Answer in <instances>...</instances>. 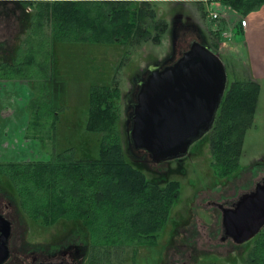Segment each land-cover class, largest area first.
I'll list each match as a JSON object with an SVG mask.
<instances>
[{
	"label": "trees",
	"instance_id": "obj_1",
	"mask_svg": "<svg viewBox=\"0 0 264 264\" xmlns=\"http://www.w3.org/2000/svg\"><path fill=\"white\" fill-rule=\"evenodd\" d=\"M169 1L198 3L200 7L203 3H216L239 17L264 6V0H47L4 6L1 16L16 20L17 33L2 40L0 51L16 54L0 59V80H25L35 92L27 136L54 144L56 116L43 99L44 84L52 79L50 64L55 44L159 43L161 35L171 33L173 28L165 19L156 18L153 6ZM187 15L191 18L190 13ZM193 24L201 30L198 23ZM239 26L235 27L238 33L240 22ZM202 34L204 43L217 54L223 31L209 30L211 37L204 31ZM241 72L244 79L228 85L214 126L203 138L207 140L210 166L220 180L241 174L243 139L253 123L260 92L259 84ZM119 101L116 79L111 86L89 89L85 129L101 134L97 159L77 160L67 151L53 155L46 163L0 165V173L26 218L45 226L76 227L94 241L90 244L92 249L97 246L104 253L111 248H129L134 254L140 244L157 239L179 202L180 182L173 176L180 170L167 171L163 167L158 171L161 163L152 162L146 153L144 157L133 153L128 131L126 135L119 132ZM124 125L126 128V120ZM243 260L244 264H264V227Z\"/></svg>",
	"mask_w": 264,
	"mask_h": 264
},
{
	"label": "rangeland",
	"instance_id": "obj_2",
	"mask_svg": "<svg viewBox=\"0 0 264 264\" xmlns=\"http://www.w3.org/2000/svg\"><path fill=\"white\" fill-rule=\"evenodd\" d=\"M177 4L170 1L155 3L153 8L156 18L165 19L171 24L169 21L178 13L176 12L177 7H181L180 3ZM182 4L185 6L179 12L190 13L192 21L198 23L206 35L211 37L208 34L209 30L220 29L224 32L221 36V44H218L220 48L217 54L225 66L227 84L244 79L241 72L244 71L242 61H246L247 57L246 46L241 41L246 36L238 33L234 28V25L243 18L228 9L221 10L222 6L216 3L211 5L203 3L202 9L198 3L185 2ZM132 7L135 8L136 5ZM211 13L219 15L218 21L211 20ZM252 36L256 37L257 42L264 43V39L260 38L264 36V28L254 29ZM168 37L169 32L161 35L159 43L145 41L131 45L92 42L55 44L54 88L51 89L49 100L60 117L55 129V152L57 154L71 150L77 160H94L99 157L101 134L85 130L90 87L111 86L116 79L119 92L126 93L130 85H135L133 80L140 79L142 74L140 80L141 82L144 80L153 60L160 61L166 54L171 53ZM257 83L260 86V92L253 123L247 129L243 139L239 159L240 176L237 178L234 176L232 180L218 179L210 166L207 140H201L198 148L191 149V156L184 158L180 164L182 173H175L173 176L180 182V199L173 207L165 226L154 242L140 244L134 254L129 248L122 251L115 248L109 251L105 249L108 253H104V249L97 248V246L96 249H92L90 244L94 241L91 238H85L86 236L76 227L66 224L45 226L26 218L21 214L16 201H13V194L9 192L12 200L7 199L13 202L20 213L23 226L22 239L25 245L33 251L41 250L42 247L48 249L53 247L58 240L62 242L69 238L72 231V242H76L85 250L83 264H207L211 262L241 264L240 259H235L238 256L237 252L228 243L219 246L217 227L215 228L219 214L213 206L209 205V202L233 201L261 176H264V170L258 171L259 168L264 167V78L258 80ZM22 85V83H15L13 86H8L13 88L14 98L19 94L18 87ZM11 88L7 89L8 93L5 96H10ZM23 106H21L22 111ZM118 107L119 127L123 130L128 114L125 113L124 118L123 101L118 103ZM8 108L11 112L12 107ZM126 128H128L127 125ZM33 143L31 141L25 145L28 147ZM1 150L5 151L4 148ZM1 150L0 153H2ZM175 165L176 163L172 162L170 166L174 168ZM162 168L161 166L156 169L159 171ZM255 177L259 178L251 180ZM223 191L224 194L221 195ZM209 225L213 227L209 229ZM180 242L183 246L195 245L198 250L197 255L194 256L188 250L189 246L185 250L182 246L180 249L182 252H177L174 246ZM231 261H236V263Z\"/></svg>",
	"mask_w": 264,
	"mask_h": 264
},
{
	"label": "water",
	"instance_id": "obj_3",
	"mask_svg": "<svg viewBox=\"0 0 264 264\" xmlns=\"http://www.w3.org/2000/svg\"><path fill=\"white\" fill-rule=\"evenodd\" d=\"M226 88L219 55L199 41L170 65L149 67L128 118L130 145L154 163L184 158L212 129ZM232 207L222 214V240L240 245L264 227V179ZM8 227L0 216V264L8 258Z\"/></svg>",
	"mask_w": 264,
	"mask_h": 264
},
{
	"label": "flooded vegetation",
	"instance_id": "obj_4",
	"mask_svg": "<svg viewBox=\"0 0 264 264\" xmlns=\"http://www.w3.org/2000/svg\"><path fill=\"white\" fill-rule=\"evenodd\" d=\"M174 3L177 4L180 2L176 1ZM180 4H181V7H177V10H176V12H178V13H176V16H174L172 18V20L169 21V22H171V27L173 28L172 32L169 33L171 53L168 55L166 54V56L163 58V59H165L164 61L160 60L157 62H153L154 61L153 60L151 62L150 66L159 65L160 69H162V68L170 65L175 60V58H177L179 55H181L184 51H187L189 49V45L193 41H199L201 43H204V41H205V39H204L205 37L202 34V31L199 30L196 26H194L192 19L187 14H185V13L182 14L179 12L180 10H182V7L185 6V4L184 5L182 3H180ZM177 5H179V4H177ZM210 50L213 51L212 48H210ZM176 51H179V52H176ZM15 54H16L15 51H11V52L10 51H0V59L1 58L7 59L8 57L12 58L15 56ZM53 59H54V57H53ZM50 70H52V72H53V63L50 64ZM225 71H226V69H225ZM147 75L148 74L146 73L144 80L146 79ZM142 76H143V74L140 75V79L142 78ZM226 76H227V73H226ZM140 79L138 78V80H133L135 85L134 86L130 85V87H128V90L126 93H124V94L120 93V101L121 102L123 101L122 114L124 115V118H125V113L128 114L126 117V125L128 123V125H127L128 128H130V123L128 121V118L130 117V115L132 113V106L135 104V101H136V95L138 93L140 83H141ZM0 82H11V84H9V85H12V86L15 85V83H22L23 84L22 86L18 87L19 88V94L16 96V98L13 97L11 99V97H8V102H11L10 107H12V111L11 112L8 111V113H7L8 118H3V116L0 115V118H1L0 119V131L1 132L3 131L2 130L3 125L6 126L8 124L7 127H9L10 121H12V124L14 122V128L11 132V138H12L11 142H12L14 148L15 149L18 148V145H17V142H19L18 140H22L24 142L33 141L35 143L41 144V147H42L41 153L43 154L44 157H46V160H44V161H27V160L17 161V162H2V161H0V165H5V164H9V163H30V162L46 163V162H49V160L51 159V157L53 155H57V153L55 152V129H56V124L58 122V119L60 118V117H58V113H57L56 109L52 107L50 100H49L51 89L54 88V75L52 74V79L46 80V82L44 84L45 95H44V99H43L45 106L46 107L50 106V108L54 110V114L56 116V119H55L54 125H53V136H54V144L53 145H48L46 143V141H44V140L35 139V138L32 139V138L27 136V131L29 129V123L31 121V116H32L31 105H32V103L35 99V96H36L35 92H33L31 87L29 86V84L25 80H12V81L0 80ZM228 85L229 84H227V87H228ZM16 99L21 100V106L24 105L23 111L21 109V106L20 107L16 106ZM4 101H5L4 98L0 99V106L2 105V102H4ZM16 109H17V112H16ZM215 119H216V116H215ZM44 120H47V119L45 118ZM214 123H215V121H214ZM213 126H214V124H213ZM128 128H125V125H123V130L120 129V127H119V132H121L122 135H124V134L126 135V132L129 131ZM211 130H210V132H211ZM8 134H10V132ZM9 140L10 139H7L5 141H7L9 143ZM200 141L196 142L194 145H192L190 147L188 155L185 156L184 158L191 156V152H192L191 149L198 148ZM0 146L2 148L3 144H0ZM133 150H134L133 153L136 156H139V157L145 156V153L138 151V150H135V149H133ZM67 151L71 152L73 155V152L71 150H67ZM67 151H65V152H67ZM29 152H31V151H29ZM58 154H61V153H58ZM32 157L38 158L39 154L36 153V156H32ZM73 157H74V155H73ZM184 158L163 161V162H161V166L164 167V170L170 171L173 168L170 166L171 163L175 162L176 165L174 166V168H178L180 170V164H182ZM181 170H180V173H182ZM261 170L263 171L264 167L258 169L259 172H261ZM239 176L240 175L236 176V178ZM259 177H255L253 179L251 178V180H254V179L259 178ZM233 178L234 177H229V178H226V180H232ZM263 179H264V176H261V178H259V180L255 181L253 183V185L248 190L244 191L241 195H238L237 196L238 198L236 197V199H234L233 201H228V202L210 201L209 202V205L213 206L215 208V211L218 212V214H219L218 221H217L218 224H216V226H215V228L217 227L216 234L218 237L219 246H220V244L228 243L237 252L238 256H236L237 258H235V259H238V260L240 259L241 264H244V260H243L244 253L249 250L250 246H252L253 240L256 238V236L260 233V231L262 229L259 231V233L253 239H251L250 241L245 242L243 244H240V245L235 244L229 238L222 240V238H223L222 214H223L224 210L226 211L228 209H232L233 208L232 206L238 201L240 196H242L244 194L251 193L252 191H254L255 186L257 184L261 183V181ZM0 181H1V183H0V216L3 217L9 224L8 238H7V242H6V248L8 250V258H7V260H5L3 262V264H83L84 251L85 250L82 249L81 246H78L76 242H72V240H71V238L73 236V234H71L72 231L70 233L69 238L64 239L62 242H60L58 240L53 245V247H49L48 249H45L42 247L41 250H37V251L30 250L29 247L25 245V243L22 239V237H23V235H22L23 226L21 225L20 213L15 208V205L13 204V202L11 203L9 201L11 199V197L9 196L10 195L9 192L13 194L12 188L9 185L8 181L6 180L5 176H3L1 173H0ZM223 188H224V186H223ZM223 194H224V191L222 192L221 195H223ZM221 195H220V197H221ZM208 227H209V229H211L213 227V225H209ZM85 238H87V237H85ZM64 241H66V242H64ZM182 246H183V244H181V242H180L177 244V246H174V247L176 248L177 252L181 253L182 251L180 249L182 248ZM187 246H189L188 250L194 256H196L198 253V250H196V246L193 244L185 245V246H183L184 250H185V248H188ZM190 257L192 258V255H190ZM87 261H88V259H87ZM231 262H234V261H231ZM215 263H217V262H215ZM234 263H236V261ZM220 264H222V263H220Z\"/></svg>",
	"mask_w": 264,
	"mask_h": 264
},
{
	"label": "crops",
	"instance_id": "obj_5",
	"mask_svg": "<svg viewBox=\"0 0 264 264\" xmlns=\"http://www.w3.org/2000/svg\"><path fill=\"white\" fill-rule=\"evenodd\" d=\"M19 1L27 2V1H47V0H0V10L4 9L5 8L4 6H8L7 4L11 2L13 3V2H19ZM221 10H226V8L222 7ZM242 18L243 20L246 21V26L239 29V33H242L243 35L246 36V38L243 39V41H241V43H244L246 46V57H247L246 61L244 60L242 61L243 67H244V76L246 77V79H250V80H253L254 82H258V80L264 78V43L257 42L256 37L252 35L254 32V29L260 30L264 28V6H262L260 10H258L257 12L249 14L246 18L245 17H242ZM238 26H239V22L236 23L234 28L236 27L237 29ZM16 29H17V23L14 18H11L10 16L0 15V41L5 40V39H10L14 34L17 33ZM260 38L264 39V36ZM163 58H161L160 60H162ZM241 58H244V57L241 56ZM9 84H11V82H0V99L1 98L5 99V101L2 102V105L0 106V115H2L3 118H8L7 116V113L9 111L8 107H10L9 105L11 104V102H8V97H11V99L13 98V95H12L13 88L8 87V86H12ZM9 88H11L9 91L10 96H5V94L8 93L7 89ZM1 91H3V93ZM16 106H19V107L21 106V100L16 99ZM16 112H17V109H16ZM7 125L6 126L3 125L2 126L3 131L2 132L0 131L1 133L0 134V144H3L2 148L5 149V151H2L1 146H0V150L2 152L0 153V161L17 162V161H24V160H27V161L46 160V157H44L43 154L41 153L42 147L40 143L34 142L32 145H29L28 147H26L25 144L27 142L18 140L19 141L17 142L18 148L15 149L11 142L12 141L11 132L14 128V122L12 124V121H10L9 127H7ZM9 132L10 134H8ZM7 139H10L9 143L5 141ZM36 153L39 154V157L33 158L32 156H36Z\"/></svg>",
	"mask_w": 264,
	"mask_h": 264
},
{
	"label": "built area",
	"instance_id": "obj_6",
	"mask_svg": "<svg viewBox=\"0 0 264 264\" xmlns=\"http://www.w3.org/2000/svg\"><path fill=\"white\" fill-rule=\"evenodd\" d=\"M210 18H211V20H217L219 18V15H217V13H211ZM241 26L242 27L246 26V21L245 20L241 21Z\"/></svg>",
	"mask_w": 264,
	"mask_h": 264
}]
</instances>
